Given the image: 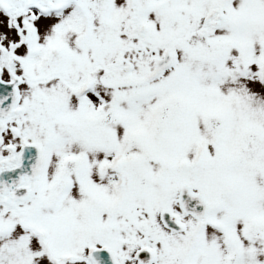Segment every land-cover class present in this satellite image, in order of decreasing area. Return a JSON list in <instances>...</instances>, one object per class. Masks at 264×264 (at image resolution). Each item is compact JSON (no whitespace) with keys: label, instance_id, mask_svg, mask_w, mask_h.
I'll return each instance as SVG.
<instances>
[{"label":"rangeland","instance_id":"rangeland-1","mask_svg":"<svg viewBox=\"0 0 264 264\" xmlns=\"http://www.w3.org/2000/svg\"><path fill=\"white\" fill-rule=\"evenodd\" d=\"M231 3L230 17L235 21L218 27L207 41L199 39L195 31L198 1L184 5L181 0H150L141 7L150 26L144 33L145 41L153 40L135 56L129 74L120 69L122 57L116 61L112 55L116 49H110V63L115 62L120 71H108L109 82L103 86L109 90L105 94L108 98L119 100L117 107V103L108 105L109 112L117 108L110 114L109 133L88 130L87 113L95 110L96 97L103 95L96 85L102 75L97 68L92 72L91 90L75 103L72 120L60 126L52 123L45 133H38L23 118L28 139L47 149L43 192L55 181L68 180L67 184L60 182V194L53 203L42 206L41 199L49 194L39 192V199L35 193L29 194L16 205V209L28 212L32 224L44 226L46 240L55 252L76 254L79 243L89 239L85 216L88 194L85 187L77 185L89 180L93 184L91 216L95 225L108 214L113 228L119 224L126 227L124 243H184L183 233L171 236L162 227L159 214L163 204L172 203L178 184L190 177L194 181L206 179L211 186L218 182L219 189L207 195L217 199L213 213L228 230L224 236L202 225L196 232L198 241L192 243H215L209 251L213 264H264L259 244L264 243V86L257 78L264 58V0ZM34 26L36 36L44 37L43 23L36 20ZM228 37L230 44L225 42ZM169 47L177 52L172 67L148 79L152 55L159 57ZM224 114L232 117V132L236 129L235 161L224 154L232 153V147L226 151L219 147L228 141L222 138ZM139 147L141 156L129 154ZM109 148L117 150V156L109 159ZM122 149L129 151L124 165L127 182L116 197L107 200L114 194L109 172ZM146 149L161 161L151 164L154 161L149 162L151 153L147 155ZM183 159H190V166L184 167ZM143 174L152 178L143 185L146 194L140 189L131 191L129 185L134 184L129 179ZM124 202V210L116 214L115 206ZM9 210L0 205V214ZM19 221L18 216L0 221V264H28L27 256L30 264H39V242L18 226ZM225 240H233L229 243L237 246V255L230 262L217 261L225 250ZM11 244L19 249L12 250ZM23 245H28V251ZM168 258L166 254L161 261L165 264Z\"/></svg>","mask_w":264,"mask_h":264},{"label":"flooded vegetation","instance_id":"flooded-vegetation-1","mask_svg":"<svg viewBox=\"0 0 264 264\" xmlns=\"http://www.w3.org/2000/svg\"><path fill=\"white\" fill-rule=\"evenodd\" d=\"M174 1L177 3L180 0ZM181 1L184 5L189 1H198L199 22L195 31L201 40L207 41V36H214L218 27L235 21L230 17L233 12L231 0ZM146 2L150 0H0V205L15 212L0 214V221L3 217H20L18 226L39 242V264H95L102 263L106 258L110 259L111 255L116 264H164L161 258L166 254L169 258L165 264H213L209 251L215 243H192L198 241L196 232L204 225L224 236L228 233L226 226L212 210L217 199L207 195V192L212 190L215 193L219 189L218 182L211 186L202 178L194 181L193 178L185 177L176 187L172 203L160 207V211L166 212V220L177 228H168L161 223L162 227L171 236L183 233L184 243H151L142 240L137 241L139 243H124L123 229L126 227L119 224L113 228L114 221L111 223L108 214L103 219L100 217L101 223L95 225L91 216L93 184L90 180L77 183L78 186L85 187L88 194L85 216L89 239L79 243L76 254L55 252L46 240L44 226L32 224L27 218V211L23 208L16 209L17 203L29 194L35 193L38 196L36 199H39V192L44 196L49 194L47 198L41 199L42 206L55 202L56 196L60 194V182H68L67 179L55 181L43 192L46 187L47 149L42 143L28 139L23 118L38 133H45L52 123L60 126L65 120H72L75 116V103L84 100L91 90L92 72L97 68L102 75L98 77L101 82L96 85L98 92L103 95L96 97L95 110L87 113L88 130L92 133H109V122L113 121L110 114L117 109L119 100L108 98L105 94L109 90L103 86L109 82L108 71H120L115 67V62L110 63V49H116L112 53L116 56V61L122 57L121 71L126 74L133 72L135 56L153 40L146 38V42L144 36L150 28L141 8ZM36 20L43 23L42 38L36 36ZM126 37L128 40L125 41ZM215 39L219 41L218 38ZM230 41L229 37L225 39L226 44H230ZM165 50L173 53L169 64L154 73V62L158 56L153 54L151 69L147 71L148 79L170 69L177 59L174 48L164 49L161 55ZM260 64L257 78L264 86V58ZM78 81L82 83L78 84ZM115 103L116 107L109 112L108 105ZM225 118L222 138L228 141L225 144L220 142L223 147H219L224 151L232 147V153L227 151L224 154H229L230 161H235L238 157L233 136L236 129L232 132V117L227 118L225 115ZM140 149L139 147L132 153L121 150L117 164L109 172L108 182L113 187L114 194L107 200L116 197L120 187L126 185L125 153L139 157ZM144 152L149 155L153 151L146 149ZM113 154L117 156V150L109 148V159ZM148 158L149 162L154 161L151 164L161 161L152 153ZM182 163H185L184 167H188L190 159H183ZM65 167L69 168V165ZM150 181L152 178L143 174L129 179L134 184L129 185V188L131 191L140 189L141 193L146 194L143 185ZM182 186L185 188L186 198L184 212L176 202ZM221 187L220 183V189ZM123 205L125 202L116 205L114 212L117 214L124 210ZM230 241L233 240H225V250L217 261L230 262L236 257L237 246L229 243ZM259 244L262 246L261 256L264 257V243ZM18 249L17 245H12V250ZM23 249L28 251V245H23ZM27 262L30 264L28 256Z\"/></svg>","mask_w":264,"mask_h":264},{"label":"water","instance_id":"water-1","mask_svg":"<svg viewBox=\"0 0 264 264\" xmlns=\"http://www.w3.org/2000/svg\"><path fill=\"white\" fill-rule=\"evenodd\" d=\"M171 55H172L171 52H169V51H164L162 57H161V58H158V59L156 60L157 64H159V66H161L160 69L163 68V67H165V66L169 63ZM156 62H155V64H156ZM155 70H156V69H155ZM154 72H156V71H154ZM184 195H185V188L182 186V187L180 188V190H179V192H178V195H177V198H176L177 205H178L179 209H180L182 212H184V210H185L184 200H185L186 198H185ZM159 220L161 221V223L163 224V226H166V227H168V228H177V227L175 226V224H173V223H171V222L169 223V222L166 220V212H165V211H161V213L159 214ZM109 260H110L111 262L108 263V264H116L115 259H114V257H113L112 255H111V259L106 258L102 263H106V262L109 261ZM95 264H99V263L96 262Z\"/></svg>","mask_w":264,"mask_h":264}]
</instances>
